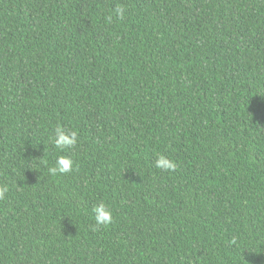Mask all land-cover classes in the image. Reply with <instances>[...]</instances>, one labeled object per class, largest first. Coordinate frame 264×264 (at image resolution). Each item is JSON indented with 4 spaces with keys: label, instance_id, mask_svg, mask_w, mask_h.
Returning <instances> with one entry per match:
<instances>
[{
    "label": "trees",
    "instance_id": "16d2710c",
    "mask_svg": "<svg viewBox=\"0 0 264 264\" xmlns=\"http://www.w3.org/2000/svg\"><path fill=\"white\" fill-rule=\"evenodd\" d=\"M0 187V264H264V0H0Z\"/></svg>",
    "mask_w": 264,
    "mask_h": 264
},
{
    "label": "clouds",
    "instance_id": "9594fccd",
    "mask_svg": "<svg viewBox=\"0 0 264 264\" xmlns=\"http://www.w3.org/2000/svg\"><path fill=\"white\" fill-rule=\"evenodd\" d=\"M123 9H117V15L122 14ZM54 144L57 149L63 150L66 147L74 146L78 143V137L75 132H65L61 127L56 128ZM155 166L164 171L173 170L176 165L169 158L164 155H158ZM73 170V162L64 156L57 159L55 167H51L49 171L55 175L57 173L65 174ZM8 191L7 187H0V199L4 198L5 193ZM92 212L96 226H107L112 222V211L105 203L101 202L96 205Z\"/></svg>",
    "mask_w": 264,
    "mask_h": 264
}]
</instances>
